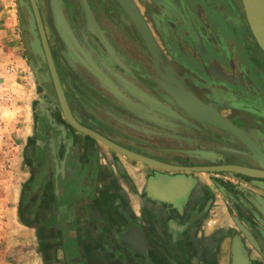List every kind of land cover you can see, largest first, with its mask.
Returning <instances> with one entry per match:
<instances>
[{
    "label": "crops",
    "instance_id": "1",
    "mask_svg": "<svg viewBox=\"0 0 264 264\" xmlns=\"http://www.w3.org/2000/svg\"><path fill=\"white\" fill-rule=\"evenodd\" d=\"M9 5L0 0V64L21 75ZM61 125L33 137L15 209L31 264H264V180L155 168ZM131 140L109 141L151 158Z\"/></svg>",
    "mask_w": 264,
    "mask_h": 264
},
{
    "label": "rangeland",
    "instance_id": "2",
    "mask_svg": "<svg viewBox=\"0 0 264 264\" xmlns=\"http://www.w3.org/2000/svg\"><path fill=\"white\" fill-rule=\"evenodd\" d=\"M83 1L89 3V0ZM131 1L152 36L164 70L188 86L191 93H203L204 97L197 94L214 103L222 113L219 115L249 136L264 154V55L251 35L239 0H181L187 21L165 0ZM20 3H24L26 7ZM35 3L47 41L56 48L65 62L62 67L72 74L75 82L82 83L79 78L88 80L87 84H81L92 94L82 95L85 103L81 115L84 121L93 126L102 123L110 126L115 135L128 136L140 141L139 144L152 146L172 144L165 142V136L186 133L183 129H165L143 116L133 114L134 112L129 111L134 109L133 106L115 104L106 95L105 89L90 78L65 46L55 24L51 1L35 0ZM57 3L67 23L74 24L80 37L83 41L86 40L79 23L88 28L91 22L80 0H57ZM93 6L96 7L95 12L101 13V18H107L102 21L113 32L114 40L126 45L130 43L133 47L130 53L121 49L124 52L120 54L121 59L128 61V66L113 52L116 67H119L121 73L118 76L122 77L123 73L130 71V75L136 76L139 81L149 83L151 80L158 85L157 78L147 71L152 64L149 62L145 39L118 0H98V4ZM9 11L12 16L10 22H6L15 31L19 54L24 61V71L20 75L17 73L19 69L14 65L0 64V264H31L23 253V244L19 242L21 238L17 235L19 232L15 209L23 192L21 188L29 179L30 160L37 154L32 141L35 136L34 126L38 121L36 110L40 108V111H45L40 104L43 102L40 90L43 87L40 81L43 73L38 71L34 63L33 56H36L32 51L35 46H31L34 40L27 32L31 18L34 25L32 33L38 45V29L29 1L10 0ZM89 12L91 13L90 8ZM91 15L95 17L93 13ZM122 27L131 30L133 36H127ZM70 42L69 39L68 45ZM37 52L41 54L39 47ZM1 92H5L6 96H1ZM153 98L164 106L141 103L136 108L142 107L144 112H157L159 117L160 108L171 109L178 115L181 113L172 99L162 100L159 95ZM77 107L74 104V112ZM151 131L160 133L153 136ZM210 133L216 136V140L209 143L203 138L200 143L202 147L220 148L218 140L234 142L223 131ZM188 136L190 138L191 133ZM244 147L247 149L245 145ZM248 155L250 160V154ZM214 175L223 177V174Z\"/></svg>",
    "mask_w": 264,
    "mask_h": 264
},
{
    "label": "flooded vegetation",
    "instance_id": "3",
    "mask_svg": "<svg viewBox=\"0 0 264 264\" xmlns=\"http://www.w3.org/2000/svg\"><path fill=\"white\" fill-rule=\"evenodd\" d=\"M80 3L84 8L85 14L89 16V22H91L88 28H86L84 24L79 23L80 27H82L85 32L84 37L86 40L83 41L77 29L73 26L74 24L68 22L73 38H68V40L70 39L71 41L70 45H67L66 43L64 44L73 54L74 58L79 62L80 66H82L85 72L90 76V78H92L100 88L105 89L107 93L106 95L111 98V100L115 104L122 103V105L124 106H133L134 109H128L132 113L134 112L133 114L143 116L144 119L150 120L157 125L163 126L165 129H171L172 131H178L180 129L186 130V133L183 132L184 135L170 134L165 136V142L172 144H165L163 146L141 144L139 145V147L137 146V148H139L138 150L147 152V154L157 162L175 167H219L233 165L239 167L241 166L244 168L248 167L250 169L254 168L255 170H264V163L256 162L254 159L256 157L249 153V151H247V149L244 147L245 144L242 141L238 140L235 136H233L232 133H230L226 129H223V127L220 125L216 127L206 120H202L199 118L200 115L202 117H205L206 115L184 109L177 103L173 91L178 89V83L184 91L191 94L204 106L212 111L217 112L218 114H222L214 103L203 98V93L196 91L203 97L199 96V94L197 93H191L189 89H187L188 86L186 87L184 83H182L177 77L164 70L161 65V57L156 49L155 44L154 47L156 55L153 56L147 42L145 41L149 51V62H151L152 64L150 66V70L147 71L149 75L153 74L157 78L159 83L158 85L153 84L151 80H149V83L144 81L141 82L137 79L136 76L130 75V71L127 74L123 73L122 77H119L118 74L121 75V73L119 67H116L117 64L115 62L116 60L115 56H113V52L117 53V55L119 56L118 58L122 61V63L128 66V61L125 62V60H122L121 55L124 52L130 53L131 48L133 47L130 43L126 45L119 40H114L112 34L113 32L111 31L109 26L104 25L102 21V19L106 21L107 18H101V13L97 11L95 12L96 7H94L93 4H98V0H89V3L87 2L88 4H86L88 10L90 8L91 13H93V15L95 14V17H93L91 13L86 10L85 6L82 3V0H80ZM71 11L73 13L75 12L74 9H71ZM122 29L127 36H133V32L131 30H127L125 27H122ZM93 36L95 37V39H92ZM45 41L51 59L56 82L50 70L47 56L41 38L39 36L38 45L33 48L34 51H32V53L36 56H33V59L36 67L38 68V71L43 73V76L40 77V81L43 86L42 89L40 88L41 98L43 99V102H41L40 104L43 105V109L45 111H40V108H38L37 110L38 125L34 127L36 138H43V140H46L50 136L52 137L54 134L55 136H58L59 134L57 132L59 131V127L62 126L61 123H63L65 127L67 126L68 128L74 129L75 131L77 130L79 133L90 136L86 132L73 126L64 116L59 99L58 88L56 86L58 84V87L64 99L65 106L69 110V113L71 114L73 120L77 125L86 128L103 138L106 137L107 139H105L108 141L113 138V136H115L117 138H121L122 140L124 139L125 141L132 142L133 140H131L128 136L125 137L124 135H115L110 130V126L103 125L102 123H100V125L98 126H93L82 119L81 114L82 112H84L82 109L85 103L82 100V95L84 94L89 96L90 94V96H92L91 92L87 91V88L81 85L82 83L84 85L87 84L88 80L86 78H79L82 83L80 81L75 82L72 74L69 73L65 69V67H62L65 62L62 58H60V54L56 52V48L53 45L49 44L46 37ZM37 47H39L42 55L37 52ZM121 49L124 52H121ZM155 95H159L162 100L166 101L172 99L174 104L178 106V108H180L181 113L178 115L175 114V112L171 109L163 110L160 108L159 117L157 112L154 113L150 112L149 110H147V112H144L142 110V107H139L140 109L136 108L141 103L148 104L150 106L158 105V107H163L164 104H162V102H158L153 98ZM74 104H77L78 106L76 108V112L73 111ZM222 119L229 122L223 117ZM168 120H172L174 122L169 123ZM229 123L233 125L231 122ZM234 127L238 129V127ZM215 131L225 132V134L231 137L234 142L228 143L227 141L218 140L217 142L221 146L220 148L216 149L215 146L202 147L200 143L202 142L203 138L209 143L212 140H216V136L213 135V133H210ZM159 133L160 132L157 131L150 132V134H152L153 136L158 135ZM188 133H191L190 138L188 136ZM198 134H201L202 136L199 137ZM65 135H68V132ZM247 137L259 149L258 145L249 136ZM194 151L208 152L211 153V155L201 157L190 153ZM248 154L251 155L252 159L248 160V157L244 156ZM262 155L264 156V154ZM37 156L38 155L35 154V160ZM251 160H253L254 162H251ZM235 177L239 180L245 179L244 177L238 175H235Z\"/></svg>",
    "mask_w": 264,
    "mask_h": 264
},
{
    "label": "water",
    "instance_id": "4",
    "mask_svg": "<svg viewBox=\"0 0 264 264\" xmlns=\"http://www.w3.org/2000/svg\"><path fill=\"white\" fill-rule=\"evenodd\" d=\"M28 1H29L31 8L33 10L34 20H35L37 28H38L39 36L41 38V41H42V44H43V47H44V50H45V53L47 56V60L49 63L50 70H51L53 78L55 79V82H56L55 74H54L53 67L51 64V59H50L49 52L47 49V45H46L45 37L43 34V29L41 26V22H40V18H39V14L37 11V6L35 3V0H28ZM50 1H51L53 15L55 18L56 27H57V29H58L61 37H62L63 42L68 45V38H70V39L73 38L69 24L67 23V21L65 20V18L63 16V13L61 12L60 7L57 3V0H50ZM165 1L182 17V19L184 21H187L188 18H187V15L185 13V10H184V7H183L181 0H165ZM118 2L121 4V6L124 8V10L129 14V16L135 22L137 28L141 32L142 36L144 37L145 41L147 42V44L151 50V53H152L151 44H153V47H154L153 39H152V36H151L143 18L141 17L139 11L137 10V8L135 7V5L133 4V2L131 0H118ZM239 2L241 4V7L243 10L245 19H246V23H247L248 28L251 32V35H252L256 45L258 46V48L264 54V0H239ZM82 3L85 6L86 10L89 12L86 3L83 0H82ZM20 4H21V6H25L24 3H20ZM26 10H27V8H26ZM27 13L30 15V12L28 10H27ZM28 25L29 26H28L27 32L29 33V35L34 40L33 42H31V46L34 47L37 45V43L35 42V37L32 33V27L34 25H33V21L31 18L28 21ZM154 49H155V47H154ZM152 54H153V56L156 55L155 52ZM177 85H179V84H177ZM56 86L58 88V94H59V99L61 102L63 114L66 117V119L73 126H75L76 128L86 132L87 134L92 136L95 140L100 142L101 144L107 146L108 148H110V149H112V150H114V151H116V152H118L124 156H127L128 158H131L133 160H136L138 162H141V163L149 165V166H153L155 168L173 171V172H179V173L205 172V173H209V174H221V175L224 174V175L230 176L232 178H236L235 175H238V176H242V177L249 179L250 182H253L255 180H264V170L256 169V170H258L257 171L258 173L251 174L250 172L247 171L248 167H245V169H243V168H241V166L239 167V166H233V165L219 166V167H175V166L165 165V164L157 162L155 160H152V159L143 157L141 155L129 152V151L111 143L110 141L106 140L105 138L95 134L94 132L77 125L76 122L73 120L71 114L69 113V110L65 106L64 99L62 97V94H61V91L58 87V84ZM120 98H122V97H120ZM177 103H178V100H177ZM196 112L200 113L202 111L199 110ZM202 114H206V116L202 117L200 115L201 116V117L199 116L200 119L206 120L207 122L213 124L216 127H218V125L225 127L226 129L229 130V132L231 131L232 135H234L238 140L242 141L244 144H247V143H245L244 139H242L240 134H242L244 137H246V136L241 131H239L238 129H237V132H239L240 134L237 133L232 128H230L229 127L230 125L228 126L225 123H223L222 121H220V120H224V119H222V117L217 112L214 111L213 114L210 112L209 113L204 112ZM253 152H255V151H253ZM190 153L197 155V156H201V157L202 156L206 157V156L211 155L207 152H190ZM244 156L248 157L249 155H244ZM250 158H251V155H250ZM260 158H258V156L256 155V158H254V159L256 162L264 163V158H261V159ZM251 161L254 162L253 160H251ZM252 169H254V168H252ZM184 182H186V181H184ZM262 214L264 215V211L262 212Z\"/></svg>",
    "mask_w": 264,
    "mask_h": 264
},
{
    "label": "bare ground",
    "instance_id": "5",
    "mask_svg": "<svg viewBox=\"0 0 264 264\" xmlns=\"http://www.w3.org/2000/svg\"><path fill=\"white\" fill-rule=\"evenodd\" d=\"M151 49H152V53H154L155 52V49L153 47V44H151ZM246 80L249 81L247 78H246ZM173 93L175 95L176 101L178 100V103L184 109H187V110H190V111H193V112H196V111H199L200 110V111H202V112H200L201 114L204 113V112H207V113L210 112L212 114L214 113V111H212L209 108H207L206 106H204L200 101H198L196 98H194L191 94H189L186 91H184L180 85H178V89L175 90V91H173ZM197 113H199V112H197ZM204 115H206V114H204ZM220 121H222L223 123H225L228 126L230 125L229 127L232 128L233 130H235L237 132V129H235L233 127V125H231L229 122H227L225 120H220ZM223 128L226 129L225 127H223ZM226 130H228V129H226ZM230 133H231V131H230ZM237 133H239V132H237ZM240 136L242 137V139H244L245 143H247V144H245V146L247 147V149L252 154L255 153L258 156V158H260V157L261 158H264V156L260 153L259 149L255 146V144L246 135L245 136L247 138L244 137L242 134H240ZM253 151H255V152H253ZM194 152H201V151H194ZM209 154H211V153H209ZM255 154H254V156L256 157ZM241 168L245 169L244 167H241ZM247 171L250 172L251 174L258 173L257 172L258 170L250 169V168H248Z\"/></svg>",
    "mask_w": 264,
    "mask_h": 264
}]
</instances>
